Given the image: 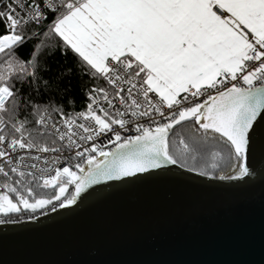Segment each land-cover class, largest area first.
I'll return each mask as SVG.
<instances>
[{
  "label": "snow or ice",
  "instance_id": "obj_1",
  "mask_svg": "<svg viewBox=\"0 0 264 264\" xmlns=\"http://www.w3.org/2000/svg\"><path fill=\"white\" fill-rule=\"evenodd\" d=\"M257 150L264 0H0V224L140 174L237 188Z\"/></svg>",
  "mask_w": 264,
  "mask_h": 264
},
{
  "label": "water",
  "instance_id": "obj_2",
  "mask_svg": "<svg viewBox=\"0 0 264 264\" xmlns=\"http://www.w3.org/2000/svg\"><path fill=\"white\" fill-rule=\"evenodd\" d=\"M249 162L237 188L183 169L93 185L73 210L0 224V264H264L259 150Z\"/></svg>",
  "mask_w": 264,
  "mask_h": 264
},
{
  "label": "trees",
  "instance_id": "obj_3",
  "mask_svg": "<svg viewBox=\"0 0 264 264\" xmlns=\"http://www.w3.org/2000/svg\"><path fill=\"white\" fill-rule=\"evenodd\" d=\"M26 48L25 49H22L21 50V53L22 54H26ZM54 59H57V60H59V59H62L61 57H59V55H57V57L56 58H54ZM53 68L55 69L56 68V64L54 63L53 64ZM72 94H75L76 95V100H77V108H79V106H80V102H81V100H82V97L79 95V89L75 86V81L73 82V93Z\"/></svg>",
  "mask_w": 264,
  "mask_h": 264
}]
</instances>
